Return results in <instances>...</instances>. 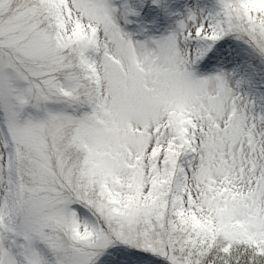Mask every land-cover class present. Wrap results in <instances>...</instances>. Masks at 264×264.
<instances>
[{"label": "snow or ice", "instance_id": "6c2138e0", "mask_svg": "<svg viewBox=\"0 0 264 264\" xmlns=\"http://www.w3.org/2000/svg\"><path fill=\"white\" fill-rule=\"evenodd\" d=\"M0 264H264V0H0Z\"/></svg>", "mask_w": 264, "mask_h": 264}]
</instances>
